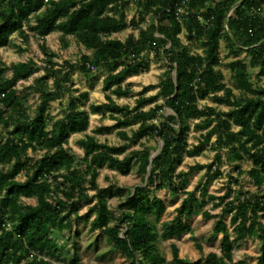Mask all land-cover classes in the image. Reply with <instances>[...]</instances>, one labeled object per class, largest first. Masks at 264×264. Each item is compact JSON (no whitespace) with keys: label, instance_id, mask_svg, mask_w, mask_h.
<instances>
[{"label":"trees","instance_id":"trees-1","mask_svg":"<svg viewBox=\"0 0 264 264\" xmlns=\"http://www.w3.org/2000/svg\"><path fill=\"white\" fill-rule=\"evenodd\" d=\"M182 1L136 0L137 15L128 20L127 0H0V47L10 45L15 32L27 41L29 35L24 28L27 27L42 39L59 31L64 48L68 46L67 36L71 35L88 50L74 64L70 61L60 64L53 60L56 53L48 52L42 45L47 54L45 73L22 88L17 83L40 69L37 62L29 59L7 66L0 60V132L5 134L0 139V264H52L47 257L59 251L58 231L70 229L73 217L89 221L93 214L90 228L105 233L113 248L122 252L130 264H164L159 237L169 239L190 232L187 220L208 200L214 201V206H223L221 218L231 215L236 240L257 237L260 252L255 264H264V87L254 86L249 71L258 68L257 75H264V0H185L184 4ZM146 14L152 17L143 28L137 18L144 19ZM128 26L137 28L138 34L130 33L124 40L111 37ZM182 29L187 40L201 42L202 54L191 53L182 43L179 37ZM222 39L234 57L228 66L242 91L240 97L223 82L219 69ZM149 52L155 60L168 61L156 85L158 92L145 97L151 86L144 87L133 107L118 105L111 94L119 97L131 92L129 84L123 83L148 69ZM243 52L245 55L240 58ZM95 70L105 74L103 90L109 93L107 102L92 104L90 111H107L116 119L112 127L98 131L138 123L130 135L121 130L119 136L132 145L146 137L159 139L161 148L153 158L151 146L119 157L126 146L100 143L92 136L78 140L84 150L81 159L69 149L70 135L85 131L89 125V114L79 108L88 93L74 95L79 90L73 89L72 73L78 71L90 77ZM8 71L10 76L6 75ZM49 78L53 79L52 87L48 85ZM29 90L39 93L33 116L23 104L29 96L24 91ZM62 98L66 100L63 116L49 122L50 102ZM159 98L162 102H157ZM206 98L231 108L223 112L210 105L200 106L199 102ZM150 103L154 105L142 109ZM165 109L170 113L165 115ZM191 129L201 132L197 144L188 142ZM212 136H215L210 145L216 151L214 160L191 165L187 171L178 170L184 157L201 154ZM223 149L236 165L245 158L251 160L247 173L259 194L227 200L233 194L232 189L223 196L208 192L210 180L221 174ZM28 151H41V155L29 156ZM104 167L123 175L136 167L144 180L120 204L121 213L117 217L107 203L108 189L97 183L99 170ZM202 169L206 170L204 184L197 190H187L191 174ZM20 174L25 177L23 180L18 179ZM152 184L153 189H149ZM89 189H94L95 194L90 195ZM159 189L184 196L175 219L163 223L160 233L154 220L160 219L166 204L154 194ZM22 197H35L37 202L23 204ZM81 201L90 207L79 216L77 204ZM202 215L214 217L207 210ZM221 218L214 226L215 233L223 234L221 255L210 252L189 261L179 256L178 247L173 244V263L241 264L233 261L229 228ZM72 257L74 263L79 259L76 254Z\"/></svg>","mask_w":264,"mask_h":264},{"label":"rangeland","instance_id":"rangeland-1","mask_svg":"<svg viewBox=\"0 0 264 264\" xmlns=\"http://www.w3.org/2000/svg\"><path fill=\"white\" fill-rule=\"evenodd\" d=\"M127 19L129 20L133 15H137L136 0H127L126 4ZM152 17L151 14L144 15V19L137 18L140 27H146ZM27 30L29 38L27 41L18 35V33H13L10 37V45L0 47V60L7 66L15 63L25 62L29 59H33L40 66V69L30 76L27 80H22L19 83L18 88L28 87L32 85L35 79L40 78L44 75V67L46 66V53L42 49V45L45 46L46 50L49 52L56 53V57L53 60L57 63H63L64 61H70L74 64L79 57L88 53V50L77 40L71 36H67L68 46L66 48L62 47L61 44V33L57 30L48 34L44 39L37 37L34 33L24 27ZM130 33L138 34V29L128 26L114 34L111 37L119 38L124 40ZM179 37L182 43L189 48L191 53L202 54L203 46L199 41H189L186 38V32L182 29ZM229 47L227 42L222 39L220 41L219 57L221 59V65L219 69L221 70L224 78L223 82L231 87L233 93L236 97L242 95V91L237 88L236 83L233 78V72L229 68L228 64L234 59V57L229 53ZM245 52L239 55L240 58L244 57ZM150 67L147 71L139 73L135 76H131L127 79L130 83V88L132 92L121 98L113 97L121 105H133L135 99L137 98V93L140 92L145 86H151L147 94H154L157 91L155 86L159 82L160 75L165 71L168 65V61L164 58L155 60L152 54H149ZM250 81L253 82L256 87H264V75L258 76V68H250ZM101 74L99 70H95L90 77H86L78 71H73V89H78L80 91L89 92V100L84 101V108L87 109L89 102H97L104 100L102 94ZM7 76L11 75V71L6 73ZM94 83L93 85L88 84L89 80ZM49 87L53 85V79L48 80ZM29 93V96L24 100L23 104L27 108L28 114L33 116L36 108L39 104V93L36 91H24V93ZM74 95H77L74 92ZM66 103L65 98L57 99L50 102V108L47 111V117L50 121L55 120L58 117L63 116L64 105ZM200 106L210 105L215 107L218 111L226 112L231 107L217 104L211 98H206L201 100ZM165 115L170 113L169 109H165ZM90 126L87 130V134L95 136L100 141H105L110 144H119L121 141L116 136L115 132L108 133L106 135H97L93 133V130L97 122L108 125L112 123L108 117H90ZM193 121L192 123H194ZM234 129L237 127L233 126ZM203 132V131H202ZM200 131H195L191 129L189 132L188 141L190 145L198 141ZM5 135L2 131L0 132V139ZM86 133L72 134L68 140V147L73 154L78 159H81L84 155L81 148L78 146V140L84 138ZM210 141H215V136H212ZM143 142L151 146L153 150V155H155L161 148V141L149 139ZM210 144V143H209ZM207 145L204 152L200 156L196 157H185L182 164L179 166L180 170L187 171L189 166L196 163L208 164L214 160L215 150ZM138 146H136L137 148ZM133 149V148H132ZM29 156L40 157L41 151H28ZM222 163L219 166L220 173L210 180L207 185V190L210 194L216 196H223L228 189H232L233 194L227 199L231 200L236 197H242L244 195L251 196L257 195L258 189L250 181L247 171L251 167V160L245 158L243 161L232 162L229 160L228 153L226 149L221 151ZM215 167H213V170ZM212 174V172H211ZM25 177L23 174L18 175V179L23 180ZM206 180V170L195 172L190 177V183L187 187L188 190H197L200 188ZM97 183L101 188H107L106 199L109 208L114 212L117 217L120 215V204L123 203L126 198L132 194L136 186L144 184L143 177L137 173L136 167L132 169L128 174H121L116 170H111L104 167L99 170L97 177ZM87 185V183H86ZM149 189H153L154 185L148 186ZM264 188V185H263ZM88 193L90 195L95 194L94 189H89ZM158 198H160L166 204V210L161 215L159 220H154V225L158 233L162 230V224L172 222L176 217V209L181 204L182 198L181 194H172L167 189H159L154 193ZM199 196L197 191L196 193ZM152 197V193L150 194ZM23 204L35 205L37 200L35 197L21 199ZM216 202V201H215ZM214 201H205L199 212L192 215L187 223L189 224L191 231L184 232L178 237H171L169 239H162L159 237L158 246L160 252L165 258L164 264H174L172 259L171 247L176 245L179 250V256L183 259L189 261H195L197 259L205 257L210 252H215L221 255V242L223 238L222 233H215L214 226L217 219L221 218L222 207L214 206ZM77 213L79 216L85 214L90 205L81 201L77 204ZM207 210L214 215L212 218H205L202 215V211ZM230 214L222 216V220L227 224L229 228V234L233 243V261L241 262V264H255L257 257L260 252V243L256 236L247 237L243 240H236L234 233L232 232V225L230 223ZM94 218V214L91 215L89 221H84L82 219L72 218L70 229H64L63 231H58L56 238L59 243V251L55 256L47 257L50 259L52 264H130V261L125 257V255L113 248L112 241L109 237L105 235L102 231L93 230L90 228V221ZM76 254L78 256V261L76 263L72 262V255Z\"/></svg>","mask_w":264,"mask_h":264},{"label":"crops","instance_id":"crops-1","mask_svg":"<svg viewBox=\"0 0 264 264\" xmlns=\"http://www.w3.org/2000/svg\"><path fill=\"white\" fill-rule=\"evenodd\" d=\"M149 54H152V57H153V53L152 52H149V53H147L146 54V58L147 59H149V60H151V58L149 57ZM151 63V62H150ZM149 67H150V64H149ZM149 67H148V69H149ZM147 69V70H148ZM146 70V71H147ZM143 72H145V71H143ZM140 73H142V72H140ZM139 74V73H138ZM135 75H137V74H135ZM135 75H132V76H135ZM105 77V74L104 73H102L101 74V83H102V80H103V78ZM131 77V76H130ZM88 78V77H87ZM129 78V77H128ZM127 78V79H128ZM72 79H73V75H72ZM127 79L124 81V83L123 84H129V87H130V83L127 81ZM89 80V79H88ZM74 82V81H73ZM88 84H90V85H93L94 83H92L90 80H89V83ZM73 86H74V84H73ZM145 87H148V86H145ZM150 88H152V87H149L148 88V90L145 92V94H144V96L145 97H147V96H150V95H155L157 92H158V90H159V87L158 86H155V88H157V91L154 93V94H147V92L150 90ZM131 89V88H130ZM102 90H103V83H102ZM80 92H87L88 93V98L86 99V100H84V101H88L89 100V92L88 91H77L76 92V94H78V93H80ZM103 94H102V96L104 97V100H102V101H97V102H89V104H88V107H87V109H85L84 108V101H82L80 104H79V108L80 109H82V110H85L88 114H89V125H88V127H87V129L85 130V131H83V132H77V133H73V134H78V133H86V136L84 137V138H86L87 136H92V137H94L98 142H100V143H106V144H108V145H111V146H126V148H125V152L123 153V154H121L119 157H122L124 154H130L132 151H134V150H140L143 146H145V144H143V142L144 143H146L145 141H147V140H149L150 138H144V139H142L138 144H135V145H132V144H129L128 143V141H125V140H122L121 139V137L119 136V131H126L129 135L132 133V131L133 130H136L137 129V127H138V123L137 124H133V125H131V126H127V127H119V128H111L110 130H102V131H98V129H102V128H104V127H112L115 123H116V119L115 118H113L111 115H110V113L109 112H95V113H92L91 111H90V106L92 105V104H101V103H104V102H107V100H106V94L107 93H109V92H106V91H104L103 90ZM131 92H132V90H131ZM131 92H129L128 94H130ZM139 93V92H138ZM137 93V98L139 97V94ZM111 94V93H110ZM128 94H126V95H128ZM117 97V98H121V97H123V96H125V95H122V96H116L115 94H111V97L113 98V97ZM137 98L135 99V101H134V103H133V105H128V106H130V107H133L134 105H135V103H136V100H137ZM113 100L118 104V105H121V104H119L114 98H113ZM157 102H162V99H158L157 100ZM125 105H127V104H125ZM154 105V103H150V104H146V105H144L143 107H142V109L143 110H148L150 107H152ZM122 106V105H121ZM91 116H97V117H108L110 120H112V123H110V124H108V125H104V124H101V123H99V122H97V124L98 125H96L97 127H95V129L93 130V133L94 134H97V135H106V134H108V133H111V132H115V134H116V136L119 138V140L121 141V143H119V144H110V143H108V142H105V141H100V140H98L95 136H93V135H91V133L90 134H87L88 132H87V130H88V128H89V126H90V122H91V120H90V117ZM72 135V134H71ZM70 135V136H71ZM83 139V138H82ZM69 140V139H68ZM152 140H157L156 138L155 139H152ZM159 140V139H158ZM160 141V140H159ZM189 142V141H188ZM212 142H214V141H210V142H208L206 145H205V148H206V146L209 144V145H211L212 144ZM198 143V141H196V142H194V144H197ZM190 144V143H189ZM68 145V144H67ZM147 145V144H146ZM79 146V145H78ZM136 146H138L137 148H136ZM80 147V146H79ZM81 148V147H80ZM133 148V149H132ZM81 150H82V152H83V155H84V150L81 148ZM205 150V149H204ZM204 150L202 151V153L204 152ZM202 153L201 154H199V155H195V156H191V157H196V156H200V155H202ZM185 157H189V156H185ZM184 157V158H185ZM178 170H180L179 169V167H178ZM202 170H205V169H202ZM202 170H199V171H202ZM117 171V170H116ZM132 171V170H131ZM119 172V171H118ZM195 172H198V171H194L192 174H191V176L195 173ZM120 173V172H119ZM128 174V173H127ZM190 176V177H191ZM190 177H189V183H190ZM189 183H188V185H189ZM188 185H187V187H188ZM187 187H186V189H187ZM199 189V188H198ZM188 190V189H187ZM189 191H192V190H189ZM197 193V192H196ZM227 225V224H226ZM233 227V226H232Z\"/></svg>","mask_w":264,"mask_h":264},{"label":"water","instance_id":"water-1","mask_svg":"<svg viewBox=\"0 0 264 264\" xmlns=\"http://www.w3.org/2000/svg\"><path fill=\"white\" fill-rule=\"evenodd\" d=\"M240 3H241V1H240L238 4H240ZM235 6H236V5H235ZM235 6H234V7H235ZM234 7H233V8H234ZM233 8H232V9H233ZM232 9H231V10H232ZM231 10H230V12H231ZM230 12H229V13H230ZM226 28H227L228 33H229L230 36L232 37V39L235 41V38H234V36H233V34H232V32H231V29H230V27H229L228 22H226ZM154 156H155V155H152V158H153Z\"/></svg>","mask_w":264,"mask_h":264},{"label":"built area","instance_id":"built-area-1","mask_svg":"<svg viewBox=\"0 0 264 264\" xmlns=\"http://www.w3.org/2000/svg\"><path fill=\"white\" fill-rule=\"evenodd\" d=\"M182 2H183V4H184L185 0H183ZM179 11L182 12V9L180 8ZM21 81H22V80H21ZM21 81H19V82L17 83V86H18V87H19V83H20Z\"/></svg>","mask_w":264,"mask_h":264}]
</instances>
